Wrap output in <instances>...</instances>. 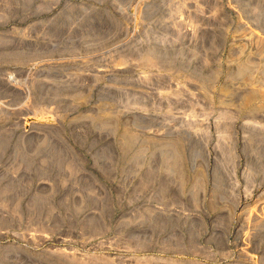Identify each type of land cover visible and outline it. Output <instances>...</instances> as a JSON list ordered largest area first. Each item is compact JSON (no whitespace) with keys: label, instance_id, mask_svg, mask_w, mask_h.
<instances>
[{"label":"rangeland","instance_id":"obj_1","mask_svg":"<svg viewBox=\"0 0 264 264\" xmlns=\"http://www.w3.org/2000/svg\"><path fill=\"white\" fill-rule=\"evenodd\" d=\"M0 264H264V0H0Z\"/></svg>","mask_w":264,"mask_h":264}]
</instances>
